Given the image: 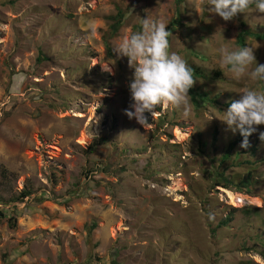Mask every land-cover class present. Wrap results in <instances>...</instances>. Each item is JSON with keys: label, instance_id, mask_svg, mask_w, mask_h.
Wrapping results in <instances>:
<instances>
[{"label": "rangeland", "instance_id": "374dc122", "mask_svg": "<svg viewBox=\"0 0 264 264\" xmlns=\"http://www.w3.org/2000/svg\"><path fill=\"white\" fill-rule=\"evenodd\" d=\"M177 2L0 0V212L12 219L0 217V264H264V125L222 167L240 134L219 120L245 88L264 91L222 69L219 51L240 47L242 22L264 35V14L225 22L184 0L176 25ZM147 17L190 67L220 73L192 87L217 105L200 108L190 89L186 108L157 105L147 126L125 115L134 70L114 49ZM216 132L210 155L201 143ZM221 168L236 186H215ZM26 187L35 194L8 204Z\"/></svg>", "mask_w": 264, "mask_h": 264}, {"label": "clouds", "instance_id": "9594fccd", "mask_svg": "<svg viewBox=\"0 0 264 264\" xmlns=\"http://www.w3.org/2000/svg\"><path fill=\"white\" fill-rule=\"evenodd\" d=\"M252 7L264 14V0H204L207 13L225 22ZM167 26L165 22L148 17L142 19V30L124 37L114 49L117 57L127 58L130 69L134 70L128 85L133 102L125 115L142 127L150 123L157 105L186 108L191 98L189 91L196 83L187 61L177 52L170 51L169 36L172 34L166 30ZM259 47L257 42L236 49L222 46L219 49L221 68L237 80L247 77L253 84L264 82V64H257L254 55V50ZM114 63L107 60L101 68L111 73L110 65ZM253 64L254 68L251 67ZM222 114L219 120L233 134L239 132L243 138L240 148L247 149L249 137L257 132V126L264 125V91L245 88ZM259 139L264 141V132L259 133Z\"/></svg>", "mask_w": 264, "mask_h": 264}, {"label": "trees", "instance_id": "16d2710c", "mask_svg": "<svg viewBox=\"0 0 264 264\" xmlns=\"http://www.w3.org/2000/svg\"><path fill=\"white\" fill-rule=\"evenodd\" d=\"M183 3H184V0H178V2L176 4V21H175L176 25H181V15H182L181 5ZM125 20H126V14L123 11L119 10L118 11V16H117V19H116V23H115V25L113 27V30H112V35L113 34L114 35L117 34L119 29L124 25ZM241 24H242V26H241V30H240V36H239V39H238V44H239L240 47H243V46L247 45L248 39H249L250 36H255V38L258 39V40H264V35L254 34L251 31L246 30V23L242 22ZM135 30L137 32L141 31L142 30V26L141 25H137L135 27ZM107 47H108L109 50H111L110 49V45L108 43V40H107ZM43 60H45V57L43 56V53H40L39 60H38L39 63L43 62ZM192 69H193V79L196 82L199 81V80H202V81H218V80L220 81V80H222V76L220 75L219 72L218 73H206V72L201 71L199 68H192ZM191 96H192L193 102L197 106H199L200 108H203L205 105H208L210 103H214L216 105L218 104L217 99H213V101H212L208 94L201 93L198 90V88H195V89L191 90ZM229 105H227V108L229 107ZM242 139L243 138L240 135L239 138L235 142L230 144V146L228 147L227 154L224 157L223 163H221V166L224 165L225 162L231 158L232 152L235 150V148L238 146V144L240 142H242ZM216 142H217V132L214 133V143L209 144L207 142H202L201 146H202V148L213 147V151L211 153H209V154L210 155L211 154L214 155V152L217 149L216 148ZM249 148H250V146L247 149H243V150H250ZM253 151L255 152L256 150L253 149ZM248 164H252V163L248 162ZM2 176L4 178H8V172L4 168L2 169ZM215 177H216L215 186H217V187H222V188H225V189H229V188H231L233 186H236V183L232 182V180L227 177L225 170L222 169V168L219 169L217 172H215ZM242 184L244 185L243 182H242ZM238 186H239V184H238ZM34 194L35 193H34V191L32 189H29V188L26 187L20 192V194L18 196H16L11 201H9L8 204L24 203L26 199L30 198ZM0 202H2V203L5 202L4 199L1 196H0ZM6 204L7 203L5 202L4 205H6ZM0 217L2 219H7V218L9 219L7 213H5V212L4 213L0 212ZM9 222H12L11 218L9 219ZM13 222H15V221H13ZM12 227L16 228V224L14 223V225ZM96 227H97V225L93 224L91 229L89 230V232L91 233ZM215 232H216V230H215ZM215 232H214V235H216Z\"/></svg>", "mask_w": 264, "mask_h": 264}, {"label": "bare ground", "instance_id": "6f19581e", "mask_svg": "<svg viewBox=\"0 0 264 264\" xmlns=\"http://www.w3.org/2000/svg\"><path fill=\"white\" fill-rule=\"evenodd\" d=\"M242 200V199H241Z\"/></svg>", "mask_w": 264, "mask_h": 264}]
</instances>
